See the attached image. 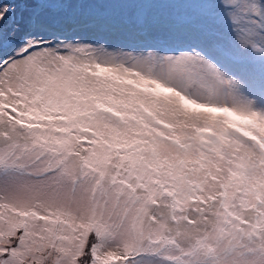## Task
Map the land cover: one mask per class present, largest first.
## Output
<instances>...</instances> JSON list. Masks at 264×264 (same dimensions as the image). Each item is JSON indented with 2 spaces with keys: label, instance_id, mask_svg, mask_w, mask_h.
Listing matches in <instances>:
<instances>
[{
  "label": "snow or ice",
  "instance_id": "snow-or-ice-1",
  "mask_svg": "<svg viewBox=\"0 0 264 264\" xmlns=\"http://www.w3.org/2000/svg\"><path fill=\"white\" fill-rule=\"evenodd\" d=\"M0 264H264V0H0Z\"/></svg>",
  "mask_w": 264,
  "mask_h": 264
}]
</instances>
